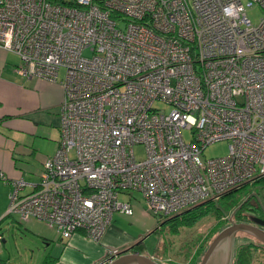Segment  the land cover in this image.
Returning a JSON list of instances; mask_svg holds the SVG:
<instances>
[{
	"label": "built area",
	"instance_id": "2783aa9c",
	"mask_svg": "<svg viewBox=\"0 0 264 264\" xmlns=\"http://www.w3.org/2000/svg\"><path fill=\"white\" fill-rule=\"evenodd\" d=\"M0 47L64 90L58 150L32 192L12 183L23 222L100 241L124 194L167 218L264 178V0H0Z\"/></svg>",
	"mask_w": 264,
	"mask_h": 264
},
{
	"label": "crops",
	"instance_id": "0c3cea01",
	"mask_svg": "<svg viewBox=\"0 0 264 264\" xmlns=\"http://www.w3.org/2000/svg\"><path fill=\"white\" fill-rule=\"evenodd\" d=\"M20 62L17 55L0 47V264H11V258H6L4 251V226L10 228L15 227L14 223L19 224L14 216L8 214L12 183L22 178L29 184L25 192H32L40 181L45 161L55 155L61 139L64 101L61 83L19 75L15 69ZM37 138L42 145H36ZM38 157L41 163L36 167L32 161ZM122 216L126 215L114 216L100 241L90 239L83 230L75 232L69 239H63L61 235L54 237L51 231H47L52 233L47 237L43 233L45 229L38 227V224H47L34 219L24 224L29 226L27 232L44 241L42 248L48 254L41 264L49 258L54 264H103L112 250H120L121 255L133 253L128 249L145 242L148 236L147 232L138 234L131 231L128 219ZM137 252L151 256L162 264L169 261L164 260L165 255L158 256L157 251Z\"/></svg>",
	"mask_w": 264,
	"mask_h": 264
},
{
	"label": "rangeland",
	"instance_id": "374dc122",
	"mask_svg": "<svg viewBox=\"0 0 264 264\" xmlns=\"http://www.w3.org/2000/svg\"><path fill=\"white\" fill-rule=\"evenodd\" d=\"M58 1L64 3H72L74 0ZM248 15L253 21V23L257 24L260 18L263 16V12L260 8H254L248 12ZM86 55H89V52H86ZM63 75L64 70L62 69L60 71V77L62 78ZM156 107L164 109L165 111L169 110L168 107H165L160 103H157ZM184 137L186 141H190L192 135L190 134V132L186 131L184 132ZM39 141V138H37V146L42 145V143H40ZM228 149V142H217L209 145L205 149L203 156L205 159L223 157L228 154ZM135 152L138 159H145V151L142 145L136 146ZM72 156H74L73 153ZM32 163L36 167H38L41 163V160L38 157L37 159H34ZM34 174L37 175V172L35 171ZM249 197H253L259 203H261L264 208V179L258 181L255 184L247 185L242 190L233 194L231 198L220 201V204L227 211H231L232 209L230 205H233V201H236V203L240 201L241 203H239L241 205L243 203L242 201H246ZM121 199L125 201L131 199L134 208V215L132 217L122 216L126 220L128 219V227H131V231H134L138 234L147 232L148 236L145 237L144 240L146 248L145 251H157L158 256L165 255V257H163L164 260L169 259L167 263L165 261L166 264H191L194 255L199 251L197 250V248H206L214 239V237L218 234V229H222L224 226H228L226 224V220L230 217L228 216L219 222V219L216 218V216L210 215L200 220L195 226L190 228L185 227L179 233L174 234L171 233L168 228L160 229V217H157L147 212L146 205L139 193H133L132 196L124 194L121 196ZM13 216L16 222H18L19 224L14 223L13 225H15V227L10 226V228L5 225V229H3L4 238L6 240V243L4 244L6 258H11V264H41L44 257L48 254L46 251H43L42 248L44 245V241L39 237H35L31 232H27V228L29 226L24 224V222H22V224L18 216ZM38 227L45 229V231L43 232L45 234L44 236L48 237V235L52 233L54 237H59L60 235V233L56 229H50L44 224H38ZM156 229H159L158 234H154V231ZM47 231H51L52 233H49ZM244 240L251 239L244 234H238V236L236 235L234 241V248L236 247V244L243 243ZM121 254L122 253H119L118 257ZM255 264H264L263 254L258 257Z\"/></svg>",
	"mask_w": 264,
	"mask_h": 264
},
{
	"label": "trees",
	"instance_id": "16d2710c",
	"mask_svg": "<svg viewBox=\"0 0 264 264\" xmlns=\"http://www.w3.org/2000/svg\"><path fill=\"white\" fill-rule=\"evenodd\" d=\"M58 1V0H56ZM264 179V178H263ZM261 179V180H263ZM260 180V181H261ZM245 188V187H244ZM234 190L219 199L211 200L206 203L200 204L196 207H193L191 209L185 210L181 213H178L176 215H173L172 217L167 218H161L159 220V226L166 229L168 228L171 233L177 234L179 233L183 228H190L195 226L200 220L204 219L207 216L214 215L216 218L219 219V222L230 216L229 219L226 220V224L230 225V220H233L237 223H253V219L256 218V215H264V208L257 200H255L253 197H249L246 201H242L243 203L240 205L239 202L236 203V201H233L231 206V211H227L222 205L220 204V201L229 199L235 194L236 192L242 190ZM132 199V198H131ZM130 199V200H131ZM239 203V204H238ZM230 204V203H229ZM240 205V206H239ZM13 216V215H11ZM232 216V217H231ZM264 220V216L261 218ZM220 225V224H218ZM227 227V226H226ZM225 226L221 229H218V233L223 230ZM264 229V227H263ZM159 229L155 230V234H158ZM238 234H244V233H238ZM237 234V236H238ZM247 235V234H244ZM217 236V235H216ZM215 236V237H216ZM251 240H244L243 243L236 244L235 247V258L233 261V264H255L258 257H260L261 254L264 255V244L261 243L259 240L255 239L254 237H251L247 235ZM0 237H2L0 235ZM214 237V238H215ZM238 238V237H237ZM212 242V241H211ZM210 245V244H209ZM208 245V246H209ZM208 246L202 247V249H199V251L194 255L192 261V264H199L204 256V253L206 252V249ZM132 252L137 251H145V244L144 242H139L136 245L132 246L130 249H128ZM191 261V262H192ZM43 264H54V261H52L51 258L46 259Z\"/></svg>",
	"mask_w": 264,
	"mask_h": 264
},
{
	"label": "water",
	"instance_id": "95a60500",
	"mask_svg": "<svg viewBox=\"0 0 264 264\" xmlns=\"http://www.w3.org/2000/svg\"><path fill=\"white\" fill-rule=\"evenodd\" d=\"M264 220L254 218L253 223H237L221 230L208 246L200 264H233L234 241L238 233H244L264 244ZM108 264H162L153 257L139 252L124 253Z\"/></svg>",
	"mask_w": 264,
	"mask_h": 264
},
{
	"label": "flooded vegetation",
	"instance_id": "af4514ba",
	"mask_svg": "<svg viewBox=\"0 0 264 264\" xmlns=\"http://www.w3.org/2000/svg\"><path fill=\"white\" fill-rule=\"evenodd\" d=\"M263 216H264V215H261V216H260L259 214H258V215H256V217H257V218H262ZM234 222H235V221H234ZM161 228H162V227H161ZM154 232H155V231H154ZM199 249H200V247H199V248H197V250H199ZM206 250H207V249H206Z\"/></svg>",
	"mask_w": 264,
	"mask_h": 264
}]
</instances>
